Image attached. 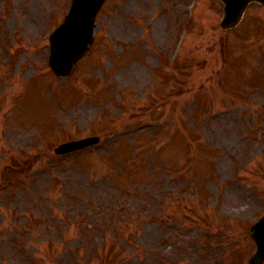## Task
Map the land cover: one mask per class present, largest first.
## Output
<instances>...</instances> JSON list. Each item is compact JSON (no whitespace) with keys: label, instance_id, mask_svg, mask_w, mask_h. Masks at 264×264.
Segmentation results:
<instances>
[{"label":"rangeland","instance_id":"obj_1","mask_svg":"<svg viewBox=\"0 0 264 264\" xmlns=\"http://www.w3.org/2000/svg\"><path fill=\"white\" fill-rule=\"evenodd\" d=\"M196 1L107 0L60 79L41 71L69 0H0V264H248L264 6L224 32L223 2ZM92 132L100 146L54 151Z\"/></svg>","mask_w":264,"mask_h":264},{"label":"water","instance_id":"obj_2","mask_svg":"<svg viewBox=\"0 0 264 264\" xmlns=\"http://www.w3.org/2000/svg\"><path fill=\"white\" fill-rule=\"evenodd\" d=\"M249 1L250 0H225V2H226V7H225L226 8V15H225V18H224V20L222 22V25L225 26V27H229V26H232L235 23H237L238 20L240 19L241 15H242V12H243L245 6L247 5V3ZM262 1H264V0H262ZM94 6H95V4L93 2H90L89 4H87L86 9H85V15L91 14L92 11H93V9H94ZM96 11H97V9L93 13L92 21H94V16H95ZM88 22H89V25H90V23H91V15L89 17ZM92 27H93V25H92ZM59 39H60V36H58L55 39V41H57ZM52 40H53V38H52ZM87 46H88V44H85L82 48H80L74 54V56L72 57V59L69 60L67 63H65L66 60H64V58H63L62 51L60 49L58 51L56 50V55L59 56V57H61L63 59L62 61H59V63L62 66H59L60 64L59 65L54 64L52 62L53 63V66L55 67V69L58 72H62V70H64V67L65 66H70L79 56L82 55V53L87 48ZM256 227L257 228L253 230V234L256 237V239L258 240V242L260 241L261 246H260V250L258 251V253L256 255V258L253 259V263L254 264H259L264 259V247H262V241L264 243V236H263V240L262 241H261V238H260V231H264V221H262L261 223H259Z\"/></svg>","mask_w":264,"mask_h":264}]
</instances>
